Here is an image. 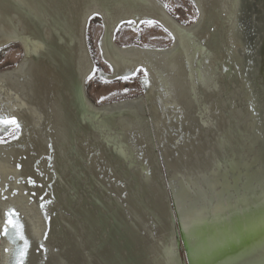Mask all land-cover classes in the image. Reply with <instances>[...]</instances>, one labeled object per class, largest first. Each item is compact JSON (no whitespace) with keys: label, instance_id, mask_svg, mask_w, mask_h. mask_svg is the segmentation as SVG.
Returning <instances> with one entry per match:
<instances>
[{"label":"bare ground","instance_id":"bare-ground-1","mask_svg":"<svg viewBox=\"0 0 264 264\" xmlns=\"http://www.w3.org/2000/svg\"><path fill=\"white\" fill-rule=\"evenodd\" d=\"M192 1L185 24L163 0H0V55L23 54L0 71V126L17 129L0 143V264H183L180 242L186 264H264V12ZM126 26L172 43L122 46ZM140 73L143 94L91 99L94 77ZM65 198L78 212L46 224Z\"/></svg>","mask_w":264,"mask_h":264},{"label":"rangeland","instance_id":"rangeland-1","mask_svg":"<svg viewBox=\"0 0 264 264\" xmlns=\"http://www.w3.org/2000/svg\"><path fill=\"white\" fill-rule=\"evenodd\" d=\"M163 1L166 3L167 8L170 11V13H172L181 22L185 24H192L196 21V19L198 21L199 13L197 12L195 4L192 0H163ZM253 5H254L255 14L258 13L259 15L261 14V12H264L263 0H253ZM260 16L261 15H259V17ZM101 23L102 22L100 19H95L92 22V27L90 29V45H91L94 59L96 61V65L98 69H102L105 72H109L110 69L106 66L105 62H103V60L101 59V56L98 50V46H99L98 43L101 39V35L103 31V27ZM260 24L262 23L260 22ZM262 29L263 27H261V31ZM258 34L259 33H255L254 35L258 36ZM262 40H261V45L259 48L260 63L258 65V68L261 69V70L258 69L260 71L258 72L260 77H262V74L264 77V36ZM117 42L122 46L129 45V44H139L143 46L167 47L172 43V40L167 34V32L163 28L158 27V26H145L139 32H133L130 27L126 26L124 29H122L121 33L119 34L117 38ZM22 56H23L22 48L19 45L17 47L15 46L11 48L10 50H8L6 54L0 55V71L15 67L17 63L22 59ZM142 76L143 74L140 73L139 76L133 80L118 81V82H107V81L99 79L96 76L92 79L90 86H89L90 97L95 103L104 104L108 102H113V101L141 95L145 91L144 85H142L141 80H140ZM14 128L12 129L9 128L8 130H6V132H8L6 134L4 133L5 129L0 126V143L7 142L11 138L16 136L17 129H14ZM157 150L156 152L159 155V149ZM159 162H160L162 174H165L166 178L168 179L167 169L165 167L162 157H159ZM168 188H169L168 193L170 195L169 198L171 199V203L174 204L175 206V199H174L171 187H170V183L168 185ZM100 196L101 195H99L97 192L91 193V202H93L94 204V198L97 197L95 199V203L97 202V205L100 203H107L104 201V199L100 201L101 199ZM45 198H46V202L52 201L53 203H57V201L60 199L59 197H50V196L45 197ZM71 200H73V198H69V199L65 198L63 201H61V204H59V207L56 206L57 208H54L51 211L50 214H52L51 215L52 219H49V220L47 219L45 223L49 224V222L56 220V218L62 219V216L64 213L63 210L67 208L72 209L74 207V202H71ZM65 202H67L66 203L67 206L64 205ZM44 203L45 202H43V204ZM84 209L92 213V211L94 210V207L86 206ZM65 211L67 212L66 214H69L70 212L71 213L78 212V210H75V209L73 211H67V210ZM107 215L108 214L102 215L100 220L102 221V223L110 224L111 223L110 216H107ZM0 235H1L0 237V243H1L3 239L5 238H2L4 236H2L1 232H0ZM92 250L96 254V249H92ZM179 255L183 260L182 261L183 264H186L187 252L185 251V248L183 247V242H180Z\"/></svg>","mask_w":264,"mask_h":264},{"label":"water","instance_id":"water-1","mask_svg":"<svg viewBox=\"0 0 264 264\" xmlns=\"http://www.w3.org/2000/svg\"><path fill=\"white\" fill-rule=\"evenodd\" d=\"M261 145H264V144H263V143H260V146H261ZM170 170H171V169H170ZM170 187H171V190H172V193H173V191H174L173 188H175V186H173L172 181H170ZM173 196H174V199H175V196H176L175 192L173 193ZM178 211H179V210H178ZM178 211H177L178 214H179V212H180V214L183 213V211H182L181 209H180L179 212H178ZM188 240H189V239H188ZM184 242H186V246H187V248H188L187 250L189 251V248H190V247H189V244H190L189 241H184ZM190 246H191V245H190Z\"/></svg>","mask_w":264,"mask_h":264},{"label":"snow or ice","instance_id":"snow-or-ice-1","mask_svg":"<svg viewBox=\"0 0 264 264\" xmlns=\"http://www.w3.org/2000/svg\"><path fill=\"white\" fill-rule=\"evenodd\" d=\"M5 123H7V121H5ZM11 123H12L13 125H15V121H11ZM16 126H18V125H16ZM11 215H14V214L10 213V216H11ZM9 223H11V221H9ZM13 227L19 228V225H13ZM5 234H7V229H5Z\"/></svg>","mask_w":264,"mask_h":264}]
</instances>
